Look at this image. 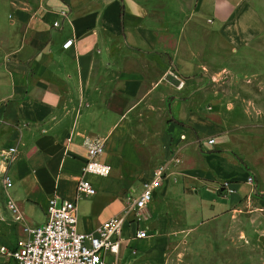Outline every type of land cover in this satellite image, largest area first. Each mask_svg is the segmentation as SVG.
<instances>
[{"label": "crops", "instance_id": "crops-1", "mask_svg": "<svg viewBox=\"0 0 264 264\" xmlns=\"http://www.w3.org/2000/svg\"><path fill=\"white\" fill-rule=\"evenodd\" d=\"M183 1L195 3V11L174 33L176 11L165 16L168 26L163 27L161 15L151 14L145 0L0 2V166L3 175L1 152L17 147L18 154L8 175L15 188L10 194L22 213L30 204L46 212L53 197L60 202H75L79 230L90 234L120 215L127 199L133 197L141 165L136 150L143 141L133 138L139 117L135 112L158 87L145 92L138 103L133 102L141 93L146 76L127 67L115 82L112 76L116 70L113 56L116 42L123 43L126 57L142 59L159 76L175 69L182 78L191 80L195 70H201L206 80L192 81L195 85L204 81L208 84L207 74L211 75L219 64L223 71L212 77L211 87L200 90L202 97L207 95L211 103L231 99L232 94L226 90L224 95L212 92L213 85L221 84L220 81L226 84L227 78L237 85L249 83L264 90V76H258L259 71H252L253 75L246 79L244 74L236 75L237 65L217 60L227 52L238 55L264 51V17L255 6L256 0L180 2ZM177 2L170 0L171 5ZM55 23L60 27L55 28ZM190 24L192 30H187ZM186 34H193L194 43L186 44ZM71 40L73 46L65 49L64 45ZM195 96L186 102L176 99L171 105L175 116L184 118L191 128L171 125L162 134L165 142L172 141L178 148L183 164L176 169L175 178L166 180L155 201L159 199L161 207L162 196L170 191L192 193L202 204L201 215L208 218L201 226L237 229L238 221L225 218L238 217L249 203L264 209V172L247 171L234 155L243 158L239 143L235 144L230 137L232 130L228 123L211 122L207 118L210 114H206L208 106L203 111L201 107L197 109ZM258 97L264 99V93L256 94L254 99ZM251 110L246 111L253 113ZM254 110L258 113V109ZM227 111L238 113L233 104L228 105ZM98 139L106 141L102 162L111 166L113 173L109 178L85 176L95 187L96 195L78 198L77 184L88 161L85 142ZM211 139L215 145H209ZM250 178L253 184L249 183ZM226 184L234 190L233 194L228 193ZM149 209L143 212L144 239L134 238L133 228L124 232L121 252L124 263L167 261L170 241L166 233L171 225L163 213L156 219ZM190 224L187 228L191 227V231L187 233L198 229L191 221L187 222ZM242 238L230 240L225 232L208 237L213 244L221 242L222 251L232 249L238 256L243 247L252 251V246H246Z\"/></svg>", "mask_w": 264, "mask_h": 264}, {"label": "rangeland", "instance_id": "rangeland-1", "mask_svg": "<svg viewBox=\"0 0 264 264\" xmlns=\"http://www.w3.org/2000/svg\"><path fill=\"white\" fill-rule=\"evenodd\" d=\"M6 1L8 0H0V2ZM178 1L176 5H171L170 0H145V4L150 9L151 14L161 15V25L163 27L168 26V21L165 20V16L170 13L173 14L176 11L178 17L177 23L172 26L174 33L176 29L180 30L185 25L187 19L191 18L196 6L195 3L189 4L186 1ZM256 3L255 6L264 17V0H256ZM192 26L190 24L187 30H192ZM192 36L193 34H186V44L194 43V38H191ZM113 56L116 59V70H114L115 73L112 76L115 82L117 77L119 78L121 76L122 69L127 67L135 71L137 70L146 76V82L141 86V93L133 102L138 103L145 96V92H148L149 89H153L154 87H158L156 92L147 98L139 106L138 111L135 112V114H139V117L138 122L136 121L137 126L135 127V131H133V138H140L143 141L142 145H139L136 150L141 160V165L139 166L140 173L136 181V189L132 192L133 197H136L140 193L144 182L149 180L152 174L161 167L167 168V179L175 178L176 174L174 175V173L183 164V160L179 151L177 152L178 148L175 147L172 141L165 142L162 139V134L171 125L182 129L191 128L184 118L178 119L175 116L171 105L176 99L186 102L198 93L194 99L197 109L201 107L203 111L204 107L206 108L208 106L207 108L209 109L206 111V114L207 112L210 114L207 118L211 122L222 125L223 120H225L228 123L232 130L230 137L235 144L239 143V153L243 158L241 159L236 153L234 155L246 164L245 168L247 171L254 170L258 174H260L259 171L264 172V99H259L261 95H258L259 97L254 99L256 94L264 93V90L262 91L260 86H254L249 83L237 85L233 79L230 82V78H227L233 76V74H225L227 79L224 77V81L227 83L223 84V81H220L221 84L217 83L218 85H213L212 92L218 91L221 95H224V91L226 90L232 94V97L231 99L216 100L215 103H211L212 100L207 98V95L202 97L200 90L204 86L207 88L211 87V83L209 82H211L212 77H217L223 71V67H220L219 64L214 66L211 75L207 74L209 78L208 84L207 81H204L206 82L204 84H193L194 80L197 79L202 80L204 78L206 80L201 70H195L191 80L182 78L186 83L185 87L179 90L180 82L170 75L169 72L167 75L159 76L154 69L144 64L142 59L133 56L126 57L124 45L121 41L114 44ZM217 60L221 64L229 66L232 64L237 65L236 75L242 76L244 74L246 79L253 75L254 72L252 71H259L257 73L258 76H264V51L261 53L255 51L251 52V54L240 53L238 55L227 52L222 54V57ZM170 71L173 70L171 69ZM135 86L138 88L137 81L135 82ZM230 104H233L235 109H238L237 114L235 112L230 114L227 111L228 105ZM255 108L258 109V113L255 112ZM221 109L222 111L220 112ZM247 109H252L251 111L253 113L246 111ZM241 111L242 115L240 114ZM215 113L217 115L213 116ZM146 131H148V134L144 135ZM142 134L144 138H142ZM2 185L3 175L0 166V245L13 246L19 239H25L26 235L23 231V224L15 223L12 214L7 208L6 194L2 189ZM14 191L15 188H12L11 192L13 193ZM162 198L163 206H159L160 201L158 199L156 201L154 200L149 207L150 209H148L152 215H155L156 219L163 213L171 225V228L169 227L166 233L170 244L167 249V261L165 264H264V209L257 208L250 203L246 204L243 206L238 217L230 216L225 218L231 222L238 221L239 228L223 230L201 226L208 218L201 215L202 204L192 193L188 194L187 192H183L180 194L170 191L162 196ZM208 202L211 203L212 200L209 199ZM23 214L30 227L34 228L46 222L45 212L39 206L30 204L26 207V211H23ZM189 221L194 223L193 226L198 227L192 233H187L191 231V227L187 228V226H191V224L187 225ZM145 226L146 224L143 222L141 229ZM224 232L225 236L229 237V239L232 237H243V243L246 246H252V251L250 247H243L242 253L238 256L239 254L233 252L232 249H224L222 251L221 242V244L219 243L220 245L216 244L217 242L213 244V241L208 239V237L212 236L218 237L219 233L222 235ZM172 233L176 234L173 236L171 235ZM225 243L223 244L225 245ZM237 257L240 259H237ZM224 259L226 261L223 263L222 260Z\"/></svg>", "mask_w": 264, "mask_h": 264}, {"label": "built area", "instance_id": "built-area-1", "mask_svg": "<svg viewBox=\"0 0 264 264\" xmlns=\"http://www.w3.org/2000/svg\"><path fill=\"white\" fill-rule=\"evenodd\" d=\"M59 28V23L54 24ZM74 41H68L65 49L73 46ZM180 82L179 90L185 87V81L174 70L169 72ZM209 145H215V140H209ZM88 151V161L83 168V176L77 184V196L91 197L96 195V189L85 176L93 175L109 178L113 168L102 162L106 154V141L95 140L85 142ZM4 164L3 186L6 194V204L15 223L24 226L25 239H19L13 246L0 245V264H127L122 260V246L126 228H133L136 239H144L145 231L141 224L145 221L142 213L146 211L156 199L158 191L167 180L168 170L161 167L156 170L149 180L143 184L141 193L136 197H129L124 211L90 234L79 230V212L75 202H60L58 197L48 201L46 208V222L37 227H30L26 218L10 194L13 181L8 175L9 167L15 162L17 147L2 151ZM253 184V178L249 179ZM228 193L234 190L229 185L224 186ZM133 264H147L136 262Z\"/></svg>", "mask_w": 264, "mask_h": 264}, {"label": "trees", "instance_id": "trees-1", "mask_svg": "<svg viewBox=\"0 0 264 264\" xmlns=\"http://www.w3.org/2000/svg\"><path fill=\"white\" fill-rule=\"evenodd\" d=\"M122 16H124V7H122ZM176 73H177V71L175 70V69H173ZM178 74V73H177ZM238 158V160L246 167V164L239 158V157H237ZM264 197V196H263Z\"/></svg>", "mask_w": 264, "mask_h": 264}]
</instances>
